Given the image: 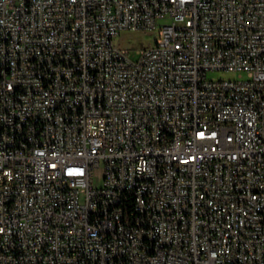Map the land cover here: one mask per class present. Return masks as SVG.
I'll return each mask as SVG.
<instances>
[{"label":"built area","instance_id":"2783aa9c","mask_svg":"<svg viewBox=\"0 0 264 264\" xmlns=\"http://www.w3.org/2000/svg\"><path fill=\"white\" fill-rule=\"evenodd\" d=\"M0 264H264V0H0Z\"/></svg>","mask_w":264,"mask_h":264},{"label":"rangeland","instance_id":"374dc122","mask_svg":"<svg viewBox=\"0 0 264 264\" xmlns=\"http://www.w3.org/2000/svg\"><path fill=\"white\" fill-rule=\"evenodd\" d=\"M155 35L153 33H131L124 32L115 40V45L128 49L129 58L136 61L139 57L138 51L143 48L152 47L155 43ZM243 79H246V75H242ZM210 79L213 80H237L238 76L226 73V72H215L209 75ZM96 177L98 179L97 184L99 185L102 177V170L96 172Z\"/></svg>","mask_w":264,"mask_h":264}]
</instances>
